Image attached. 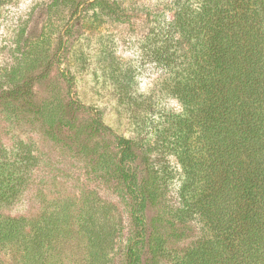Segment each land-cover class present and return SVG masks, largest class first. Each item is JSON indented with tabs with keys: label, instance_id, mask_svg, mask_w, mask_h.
<instances>
[{
	"label": "trees",
	"instance_id": "1",
	"mask_svg": "<svg viewBox=\"0 0 264 264\" xmlns=\"http://www.w3.org/2000/svg\"><path fill=\"white\" fill-rule=\"evenodd\" d=\"M61 6L68 12L61 50L91 21L134 24L118 0L51 5ZM169 10V19L145 14L138 66L113 53L103 61L135 137L114 134L75 98L37 102L41 75L0 93V105H23L48 139L117 193L129 219L118 264H264V0H173ZM26 41L24 60L39 56L43 40ZM145 65L161 74L151 94L133 92ZM170 157L180 167L174 206L165 202L175 177ZM37 165L22 141L0 147V210L28 190ZM43 202L30 216L0 213V264H113L123 230L113 203L93 190ZM193 239L181 253L172 250Z\"/></svg>",
	"mask_w": 264,
	"mask_h": 264
},
{
	"label": "rangeland",
	"instance_id": "2",
	"mask_svg": "<svg viewBox=\"0 0 264 264\" xmlns=\"http://www.w3.org/2000/svg\"><path fill=\"white\" fill-rule=\"evenodd\" d=\"M118 1L134 14V24L105 18L85 23L73 40L64 42L61 50L57 36L68 17L63 6L52 8L53 0H5L0 6V93L18 82L41 75V79L34 84L37 102L58 97H64L65 101L75 98L83 106L97 110L114 134L135 137L137 128L129 112L120 104L103 61L113 53L112 56L120 63L138 66L142 56L140 38L144 34L142 21L145 14L146 18L151 12L153 15L163 14L169 19V7L173 0ZM26 36L35 37L36 41L43 40V43L39 56L34 53L29 56L31 59L24 60L23 53L29 47ZM160 77L158 71L145 65L135 76L133 92L151 94L159 85ZM163 104L173 113L180 111L175 101L166 100ZM25 111L23 105H0V147L13 150L22 141L38 158L28 190L15 204L0 210V213L11 217L30 216L41 210L45 204L43 199L46 201L57 195L70 196L77 195L81 190H93L101 199L113 203L121 216L123 230L115 241L112 262L118 264L129 219L117 193L91 174L82 158L75 157L72 152L48 139L44 135L46 128ZM169 163L175 177L170 182L165 202L174 206L180 167L172 157ZM193 241L174 244L172 250L181 253ZM162 264L169 263L164 261Z\"/></svg>",
	"mask_w": 264,
	"mask_h": 264
}]
</instances>
